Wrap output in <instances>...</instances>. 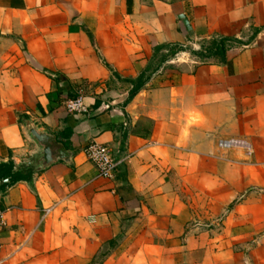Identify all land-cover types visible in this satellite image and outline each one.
I'll return each mask as SVG.
<instances>
[{"label":"crops","instance_id":"obj_1","mask_svg":"<svg viewBox=\"0 0 264 264\" xmlns=\"http://www.w3.org/2000/svg\"><path fill=\"white\" fill-rule=\"evenodd\" d=\"M8 161L30 174L0 189L1 264H264V0H0Z\"/></svg>","mask_w":264,"mask_h":264},{"label":"built area","instance_id":"obj_2","mask_svg":"<svg viewBox=\"0 0 264 264\" xmlns=\"http://www.w3.org/2000/svg\"><path fill=\"white\" fill-rule=\"evenodd\" d=\"M63 107L68 114L73 115L87 116L89 112L88 107L84 104L83 97L81 95L67 100ZM216 148L219 151L238 149L241 150L246 157H249L252 154L250 145L244 139H218L216 141ZM83 153L87 161L90 162L95 169L97 177L105 180L113 179L119 165L124 160V158L115 157L111 150L106 146L93 142L89 143L83 149ZM2 226L3 210L0 208V229Z\"/></svg>","mask_w":264,"mask_h":264},{"label":"trees","instance_id":"obj_3","mask_svg":"<svg viewBox=\"0 0 264 264\" xmlns=\"http://www.w3.org/2000/svg\"><path fill=\"white\" fill-rule=\"evenodd\" d=\"M224 47V39H216L211 42L210 47L207 49V54L211 53H220L223 50ZM157 50V49H156ZM105 67H107L105 65ZM146 78L145 76L141 73L137 76L136 79L134 80H126L125 82L131 84V89L129 90L127 97L124 101V104H127L133 97L134 95L140 90V88L143 86L145 83ZM84 102V101H83ZM29 171H24L22 173L19 170L14 169V165L11 161H8L6 163H0V180L6 179L7 183L0 186V189L3 190L6 187H9L13 185L16 182L19 181H28L29 180Z\"/></svg>","mask_w":264,"mask_h":264},{"label":"water","instance_id":"obj_4","mask_svg":"<svg viewBox=\"0 0 264 264\" xmlns=\"http://www.w3.org/2000/svg\"><path fill=\"white\" fill-rule=\"evenodd\" d=\"M26 130L29 136L42 147L41 156H42L43 163L45 165L51 163L53 159L50 157V152H49L50 143H48V137L45 136L44 134L38 133L33 128H27ZM59 152L61 153V150ZM59 158H62V157H59ZM5 183H7V180L3 179L2 181H0V186Z\"/></svg>","mask_w":264,"mask_h":264},{"label":"rangeland","instance_id":"obj_5","mask_svg":"<svg viewBox=\"0 0 264 264\" xmlns=\"http://www.w3.org/2000/svg\"><path fill=\"white\" fill-rule=\"evenodd\" d=\"M185 50L188 52V54H189V52L192 53V50H190L189 47H187Z\"/></svg>","mask_w":264,"mask_h":264}]
</instances>
